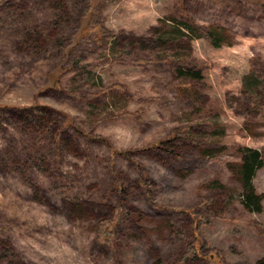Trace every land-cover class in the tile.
Returning a JSON list of instances; mask_svg holds the SVG:
<instances>
[{"label":"rangeland","instance_id":"rangeland-1","mask_svg":"<svg viewBox=\"0 0 264 264\" xmlns=\"http://www.w3.org/2000/svg\"><path fill=\"white\" fill-rule=\"evenodd\" d=\"M261 259L264 0H0V264Z\"/></svg>","mask_w":264,"mask_h":264},{"label":"trees","instance_id":"trees-1","mask_svg":"<svg viewBox=\"0 0 264 264\" xmlns=\"http://www.w3.org/2000/svg\"><path fill=\"white\" fill-rule=\"evenodd\" d=\"M203 32L204 37H208L209 34L205 33L206 31L201 30V33ZM34 106H29V108H24L23 111L26 110H31L34 109ZM22 109V108H18ZM104 141V140H103ZM170 139L163 140L159 143H156L152 145L151 147L154 149H160V150H165L166 148L164 146L165 142H170ZM108 147L111 151L117 153V150H115L110 144H108ZM151 148V149H152ZM145 149V148H144ZM130 151H122L119 152L121 156L128 157V154ZM261 166V162H259V154L255 150H246V153L243 154L242 156V163L239 165V175L242 181V188L244 191L243 197H244V205L245 207H251L252 211H260V196L255 193L253 184H252V178L254 176V173L256 171V168ZM147 201L149 202L150 205L154 206L153 202L150 200L149 197H147ZM181 213H189L190 215H193V209L190 210H181ZM122 220V210L120 208H117V211L113 214V218L111 219H103L98 222L96 234H97V241L101 245H109L113 244L116 241V226L117 224ZM201 224L207 223V218H201L200 219ZM193 245L192 247L188 250V253L185 254L184 257H187V255H192L194 257H200L198 254V251L200 250L201 247H205V243L202 242L199 238V234L196 232V230H193ZM196 243V246H195ZM214 254H209V258H214ZM219 263H221L220 260H218ZM257 264H264V259H261L257 262Z\"/></svg>","mask_w":264,"mask_h":264}]
</instances>
